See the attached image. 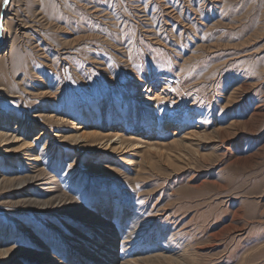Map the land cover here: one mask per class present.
I'll return each mask as SVG.
<instances>
[{
  "label": "rangeland",
  "instance_id": "rangeland-1",
  "mask_svg": "<svg viewBox=\"0 0 264 264\" xmlns=\"http://www.w3.org/2000/svg\"><path fill=\"white\" fill-rule=\"evenodd\" d=\"M0 132V264H264V0H0Z\"/></svg>",
  "mask_w": 264,
  "mask_h": 264
},
{
  "label": "bare ground",
  "instance_id": "bare-ground-1",
  "mask_svg": "<svg viewBox=\"0 0 264 264\" xmlns=\"http://www.w3.org/2000/svg\"><path fill=\"white\" fill-rule=\"evenodd\" d=\"M157 80L158 79H156V80L153 79L152 81L150 80V82L143 84L141 86L142 91H140V93L142 95H144V98L146 101H154V100L157 101V100H159V101H162L163 103H165V102H167L168 97L174 91L178 90L179 81L176 77L166 78V79H164V81H162L160 83L159 91H156L155 87L157 86V83H156ZM163 122L164 123H162V124L165 126V128H170L171 126H174L177 128L179 126L180 119H179L177 113L175 114L173 112H170V116L168 118L164 119ZM2 134H3V136L5 135L4 133L0 132V135H2ZM116 136L118 139L121 140V137L118 134H116L114 137H116ZM13 137H16V135H13ZM83 138H84L83 136H79V137H76L72 140H75V142H77L79 140H82ZM5 139H8V138H5ZM110 141H111V138L108 139V142H110ZM121 142H122V140H121Z\"/></svg>",
  "mask_w": 264,
  "mask_h": 264
},
{
  "label": "snow or ice",
  "instance_id": "snow-or-ice-1",
  "mask_svg": "<svg viewBox=\"0 0 264 264\" xmlns=\"http://www.w3.org/2000/svg\"><path fill=\"white\" fill-rule=\"evenodd\" d=\"M9 2V0H3V3L6 5Z\"/></svg>",
  "mask_w": 264,
  "mask_h": 264
}]
</instances>
